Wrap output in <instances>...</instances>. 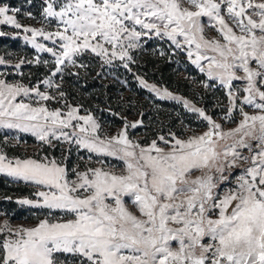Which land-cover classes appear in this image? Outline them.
<instances>
[{"label":"snow or ice","instance_id":"obj_1","mask_svg":"<svg viewBox=\"0 0 264 264\" xmlns=\"http://www.w3.org/2000/svg\"><path fill=\"white\" fill-rule=\"evenodd\" d=\"M21 13L0 0V26L53 59L13 64L0 55V130L40 143L31 155L10 156L9 136L0 140V175L34 189L0 199L36 221L14 224L0 211V264H264V0H42L39 17L22 13L40 27L23 24ZM153 40L169 45L153 49L161 58L186 55L204 75L193 83L224 91L219 121L137 75L204 123L203 131L169 130L141 143L130 129L142 119L121 117L110 135L54 80L78 76L70 67L93 60L131 72ZM32 63H51L50 75L23 83L22 65Z\"/></svg>","mask_w":264,"mask_h":264},{"label":"trees","instance_id":"obj_2","mask_svg":"<svg viewBox=\"0 0 264 264\" xmlns=\"http://www.w3.org/2000/svg\"><path fill=\"white\" fill-rule=\"evenodd\" d=\"M2 2H6L11 6H16L17 4L13 0H2ZM12 43L14 46L18 44L17 41H12ZM160 48L165 51L169 50V46L167 47L166 43L162 41H150L147 45V51L137 55L138 64L131 66V72L122 66H105L101 69L98 60H93L87 69L70 67L71 73L78 71L79 75L69 74L68 71H65L63 80L59 79L62 89L67 93V101L82 105L81 110L92 112L101 125L105 123L115 126L121 125L123 124L121 117L128 116L134 109H137L139 112H143V115H141L143 122L150 124V128H153V124L156 122L160 126H167L170 130L175 129V131L181 132L184 126L179 123L181 117H186L187 121L192 125L203 126L200 121H195L194 114L185 112L180 105L173 102L154 99L152 105H148L153 95L139 84L136 79L137 75L144 77L148 81L175 89L185 96L191 97L194 92L196 94L198 92L204 94L208 99L212 96L209 93L210 89L204 90L198 86L199 90H196L195 86H197V83L194 84L192 81L204 79V75L187 60L185 54L181 53L178 57L170 54L171 58L165 59L159 56L158 51L153 54V49ZM28 49L34 52L33 49ZM83 63L88 64L89 58L85 57ZM34 68H31L32 72L38 69ZM184 72L187 75H184ZM213 90L224 101L227 100L223 90L219 88ZM205 104H209V101ZM114 113L119 115H114ZM141 129L140 126L137 128V130ZM23 137L27 138L30 143L40 145L39 141L33 136L24 135ZM2 138L3 136L0 134V140ZM6 151L10 156L24 155L20 151V147L16 145L8 147ZM56 155H59V152ZM74 157L75 155H73V159ZM33 191V188L23 183L12 182L11 178L0 175V193L2 196H12L14 201L17 196H28ZM0 205L8 213H11L15 219L35 221L32 211L26 207H21L14 202H8L3 199L0 200Z\"/></svg>","mask_w":264,"mask_h":264},{"label":"rangeland","instance_id":"obj_3","mask_svg":"<svg viewBox=\"0 0 264 264\" xmlns=\"http://www.w3.org/2000/svg\"><path fill=\"white\" fill-rule=\"evenodd\" d=\"M13 1L16 2L17 4H16V6H11L10 5L11 7H19V8H21L22 9V13H23V11H31V12H33V14H35V15H37V17H39L40 4H41L42 0H34V2H32L30 5L27 4L26 0H13ZM22 13L20 14V16L18 18L21 20V22L23 24H33L36 27H40V24L36 23L35 21L29 20V19L23 17ZM0 31H5V32L13 34L11 36L0 37V55L4 56L5 59L11 60L13 64L19 58H26L28 60H33L34 61L37 56H39L42 60H49L50 62L52 61L53 58L51 57V55L49 53H44V52L37 53L36 50L33 49L30 44H28L26 41H24L23 34H21L19 37L13 38V36L15 35V31L16 30L11 28V26H0ZM208 34L210 36L213 35V33H211V32H209ZM38 39L40 40V42L48 44L49 46L51 45V41H43L42 38H38ZM12 41H17L18 44L16 46H14ZM166 45H167V47L169 46L168 44H166ZM27 47L33 49L34 52H31ZM178 55H176V56L178 57ZM33 67L38 68V69H36L37 71H35V72L33 71L32 72L31 68H33ZM51 67H52L51 63L49 64L48 67H45L43 64H39L38 65L36 63L22 65V72H23V80H22V82L26 83V84H35L38 81L43 80L44 78H46V76L50 75L49 69ZM4 70H6V66H0V71H4ZM183 74L187 75L185 72ZM10 78H12V77H10ZM15 78L16 79H20L19 76H15ZM54 80H55L56 83L60 84V82H59V74H58V76L56 78H54ZM148 82L149 83H154V82H151V81H148ZM154 84H157V83H154ZM157 85L159 87H161V88H165L166 87L164 85H159V84H157ZM196 85L197 86L194 85L196 87V90H199L198 83ZM166 88H168V87H166ZM168 89L170 91H172L174 94L182 96V97L192 101L198 107L204 108L207 111V113L213 117V119H216L218 121L223 116V114H224L223 109L226 107V105L228 103L227 100L224 101L222 99V97L219 96L216 93V91H214L213 89H210L209 93H211L212 96L209 99L207 97H205L204 94H201L199 92L197 94L194 92L191 95V97H189V96H185V95L181 94L180 92L176 91L175 89H171V88H168ZM149 93L153 95V98L150 99V102H149L148 105H152V101L154 99H160L154 93H152L150 91H149ZM162 100L170 101V102H173L175 104L180 105L184 109L185 112H187L189 114H194L195 121L196 120L200 121V123L203 124V126L197 127V126L192 125L191 123H189L187 121L186 117H181L179 123L184 125L183 126V130L181 132H177V131H175V129H171V131L176 132L177 134H182V133H185L189 127L192 128L193 130H196V131H203L204 130V123L200 119H198V117H197V115L195 113H191L187 109H185L181 102L167 100V99H162ZM207 101H209V104H205ZM68 103L73 105V106L77 105V104H74V103H71V102H68ZM60 106L61 105H57L55 102H51L49 104V107H60ZM85 111L86 110H81V114H85ZM141 113H143V112H139V110L134 109L128 116H125V117L127 118V120L129 122L136 121V120H141L142 119ZM96 119L98 120L97 117H96ZM154 123L155 124H153L154 125L153 128H150L151 127L150 124H146V123L143 122V125L140 126L142 128L141 130H137V128L136 129H130L131 138L133 140H138L141 143H147L151 139L155 138V136L157 134L167 133L170 130V128L167 127V126L163 127V126H160L156 122H154ZM122 125L123 124L115 126V125H111L110 123H105V124L102 125V128H103L104 132H106V133L111 135V134H115L122 127ZM230 127H234V125L231 124L230 122H226L225 123V128H230ZM155 132H157V133L154 134ZM0 134L2 136H4V135H8L9 136V147H12L13 145H16V141L11 139V137H13V136L19 137L20 140H21V143L19 144L20 151L24 155H31L34 152H36V149H39V147H40V145H38L37 143H30L27 138L23 137L24 135L32 136L31 134L20 133V132H18L16 130H0ZM75 159H76V156L74 157L73 160H75ZM24 196H27V195L17 196L16 198L24 197ZM0 197H3L1 193H0ZM0 211L7 212L5 209L2 208L1 205H0ZM9 214L12 216L11 213H9ZM12 220H13L14 224H25L27 226H30V225H32V224H34L36 222V221H30V220H26V219H15L13 217H12Z\"/></svg>","mask_w":264,"mask_h":264}]
</instances>
